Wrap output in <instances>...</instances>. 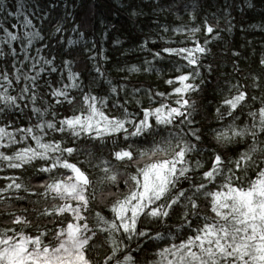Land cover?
Returning <instances> with one entry per match:
<instances>
[{"label": "snow or ice", "instance_id": "snow-or-ice-1", "mask_svg": "<svg viewBox=\"0 0 264 264\" xmlns=\"http://www.w3.org/2000/svg\"><path fill=\"white\" fill-rule=\"evenodd\" d=\"M151 6L173 23L113 81L95 0H0V264H264V46L229 71L234 2Z\"/></svg>", "mask_w": 264, "mask_h": 264}, {"label": "trees", "instance_id": "trees-1", "mask_svg": "<svg viewBox=\"0 0 264 264\" xmlns=\"http://www.w3.org/2000/svg\"><path fill=\"white\" fill-rule=\"evenodd\" d=\"M27 2L33 3L34 0H27ZM77 2L79 3V0ZM156 2L157 0H95L98 7L95 12L94 23L89 29V39L102 45L105 54L109 57V61L104 65V68L109 78L113 81L120 80V77L126 74L118 72V67L126 68V66L131 64L142 66L145 59H151L146 52L139 49L138 45L148 34L159 31L157 22L159 24L173 23L174 17H169L167 14H162L159 11H153L151 5ZM233 2L236 5L231 11V15L234 18L232 21L234 25L233 31L224 33L225 39L221 44L218 45L215 42L212 44L213 58L222 67H227L229 71L231 70V66L223 59V47L225 45L236 48L249 58L253 55V49L257 50L256 54L258 55L259 50L264 46V31H261L259 28L250 27L251 25H259L264 20V0H254L255 7L251 9L244 5V0H200V3L208 13L218 11L221 5L225 3L233 4ZM88 3H91V0H88ZM129 4L141 9V14L137 17H129ZM209 5H212V7H209ZM62 11L63 9H61ZM80 11L82 12L83 10ZM0 19L3 18L0 17ZM35 23L39 22L35 21ZM45 31H47L46 26ZM151 39L156 40L157 46L163 43V41L156 39L155 36H152ZM116 40H119L120 44H114L113 41ZM149 43H151V40ZM3 67L4 64L0 63V68ZM81 67H83V61ZM89 67H91L90 64ZM155 67L161 68L163 72L168 71L161 64H156ZM132 85L140 86L144 89L151 88L154 91H163L167 88V85L163 83L162 77L155 72L142 71L134 73L129 87ZM211 96V89H209V99H211ZM24 119L26 120L27 117ZM12 174L10 170H5L0 172V178Z\"/></svg>", "mask_w": 264, "mask_h": 264}]
</instances>
